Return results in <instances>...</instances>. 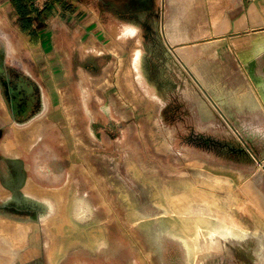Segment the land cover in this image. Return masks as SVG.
Returning <instances> with one entry per match:
<instances>
[{"label": "rangeland", "instance_id": "obj_1", "mask_svg": "<svg viewBox=\"0 0 264 264\" xmlns=\"http://www.w3.org/2000/svg\"><path fill=\"white\" fill-rule=\"evenodd\" d=\"M48 1L32 6L34 15L45 18L35 35L4 28V81L10 88L20 77L32 81L35 101L43 91L47 108L39 114L36 106L28 117L17 118L22 124L18 128L7 123V109L4 106L3 116L0 106V190L4 185V192L17 196L15 203L6 204L9 195L0 193V218L32 224L23 251L4 253L1 249L7 244L0 241L2 264L26 259L45 264L47 256L57 264L72 249L96 251L97 240L106 241L104 233L95 230L102 196H110L118 203L116 211L126 213L138 227L151 222L182 239L190 259L199 250L200 236L208 239L220 227L240 237L241 206L235 187L196 168L208 164V148L224 152L243 147L210 104L213 100L199 76L211 83L212 96L221 97L217 101L244 95L225 82L235 78L241 88L246 80L227 76L223 61L198 54V45L189 42L197 29L182 27L189 38L171 43L160 11H150L149 5L144 10L141 0H100L98 10L97 0H79L81 8L78 0L46 6ZM12 15L19 26L18 14L11 13V21ZM126 23L139 26L138 33L126 26L122 37L117 35ZM46 130L52 136L30 151L17 143L33 139L37 132L35 142ZM8 139L21 150L18 157L4 154L1 145ZM6 174L14 180L11 186ZM30 178L40 186L60 189L64 204L26 192L23 186ZM12 207L38 212L21 218L16 217L21 211ZM198 212L201 216L193 215ZM224 215L233 216L232 221ZM246 226L255 248L257 239L264 237V224L249 214ZM13 229L0 222L5 234ZM34 239L40 241L35 252L30 249ZM195 260L198 264V257Z\"/></svg>", "mask_w": 264, "mask_h": 264}, {"label": "crops", "instance_id": "obj_2", "mask_svg": "<svg viewBox=\"0 0 264 264\" xmlns=\"http://www.w3.org/2000/svg\"><path fill=\"white\" fill-rule=\"evenodd\" d=\"M67 1L69 0H64L63 3L66 4ZM39 2L40 0H32V5L39 6ZM48 3L50 6V1ZM141 3L144 10L149 5L150 11H160V23L164 25L167 39L171 43L189 38L187 30L182 27L197 29L189 42L198 45V54L203 53L210 59L223 61L228 70L227 76L238 75L246 80L241 83V88L235 83V78L230 83L225 82L231 91L242 92L244 95L237 97L233 94L226 97L225 101H217L221 97L212 96L211 93L215 89L211 83L207 84L204 78L199 76L203 88L210 93L213 100L209 101L210 104L220 118L231 125L243 145L238 148H226L224 152L208 148V164L196 167L208 173L210 177L224 178L235 187L241 206L240 237L231 236L227 233V228L220 227L218 233L207 236L208 239H201L200 236L199 250L194 258L190 259L182 239L161 232L160 228L156 229L151 222L138 227L126 213L121 215V212L116 211L118 203L110 201V196H102L98 207L101 209L97 208L95 214L100 223L95 230L104 233L106 241L97 240L96 251L92 249L84 253L69 250L57 264H194L197 257L198 264H264V237L257 239L253 248L249 244L250 235L245 228L249 214L264 224V0H141ZM99 4L100 0H97V10ZM81 5L83 4L79 1L78 7ZM115 6V3L110 6L113 11ZM15 12L10 0H0V106L3 116L4 28L20 30L15 17L12 15V21L10 18L11 13ZM126 26L135 27V34L138 33L139 26L126 23L117 35L122 37V29ZM16 38L21 39L19 36ZM215 117L217 118L216 115ZM30 181L34 182L37 189L57 191V197L53 198L64 204L59 197L60 189L40 186L32 178L27 183ZM6 192L10 194L9 191ZM205 213L202 215L207 216ZM193 215L201 216V213ZM207 217L214 218L216 214L209 213ZM231 217L224 215L226 221H232ZM4 223L14 225V229L11 234L7 233L12 237L7 239V242H4L0 235V241L7 244V248L1 251H23L28 242L26 239L31 222L4 217ZM24 223H29L30 227L28 232L22 235L20 226ZM33 232L34 229L30 233L32 237ZM230 240L236 241L237 244L233 245ZM39 243L40 241L34 239L32 246L29 245L31 251L35 252L40 248ZM35 262L33 259L11 263L4 260V264H36ZM45 264H51L48 256Z\"/></svg>", "mask_w": 264, "mask_h": 264}, {"label": "flooded vegetation", "instance_id": "obj_3", "mask_svg": "<svg viewBox=\"0 0 264 264\" xmlns=\"http://www.w3.org/2000/svg\"><path fill=\"white\" fill-rule=\"evenodd\" d=\"M4 88H5L4 89V95H2L3 96V100H4L3 110H4V106H5V108L7 109L8 114H9V117H8V115H5L4 118H5V120H7V123H9V124L12 123L16 127L20 128V126L22 124L19 123L18 121H16V120H18L17 118L28 117V115L31 114L34 111L33 109L36 106H38V108L40 110L39 114H42V112L44 113L45 109L47 108V101L45 100V95H44L43 91H41L40 94H38V96L40 95V100H39V102H36L35 101L36 97L34 96V91H36L35 88H34V83L32 81L26 79V78L20 77L19 79H17L15 81L14 85L11 86V88H10V86L7 83V79L5 78ZM9 101H12V103L10 102L11 103V108H10V104L8 105ZM20 107L22 109H19ZM12 109L15 112L14 114H13ZM11 117H13L14 120H12ZM11 133H13V131ZM45 136H47V137L50 136L51 137L52 135H49L48 134V130H47V132L45 133L44 136L39 137L26 150L30 151L32 148H34L36 145H38L39 142L42 141V138H44ZM3 144L4 143H2L1 146H3ZM23 149H25V148H23ZM3 152H4L5 155L15 156V157H18L21 154V150H19L18 153H13V154H8L4 150H3ZM10 159L16 160L17 158H10ZM26 167H27V165H26ZM21 171L23 172V167L21 168ZM5 177H6L7 185L11 186V183L14 181L12 179L11 174H9V175L6 174ZM4 187H6V186L2 185L3 189H4ZM26 187H27V185H26ZM51 188H56V187H51ZM4 194L7 197L9 195V199H7L6 201H3L4 203L8 204V203H15L16 202V197L17 196H14V195H12V193L9 194L7 192H4L3 195ZM7 207H9V206H7ZM12 209H16L18 211H21L20 212L21 216L19 214L16 216V217H21V218H24L25 216H33V215H35L36 212H38L34 208H32V209H24V210L21 209L20 210V209H17L16 207H12ZM6 213H7V215H10V216L15 215L13 212H9V211L6 212Z\"/></svg>", "mask_w": 264, "mask_h": 264}, {"label": "trees", "instance_id": "obj_4", "mask_svg": "<svg viewBox=\"0 0 264 264\" xmlns=\"http://www.w3.org/2000/svg\"><path fill=\"white\" fill-rule=\"evenodd\" d=\"M52 5L61 3L64 0H49ZM16 13L20 18L19 28L21 31H28L35 35L37 30H41L44 26V19L41 17L42 13L33 14L35 9L32 7V0H10ZM49 4V3H48ZM46 6H49V5ZM51 6V5H50Z\"/></svg>", "mask_w": 264, "mask_h": 264}, {"label": "bare ground", "instance_id": "obj_5", "mask_svg": "<svg viewBox=\"0 0 264 264\" xmlns=\"http://www.w3.org/2000/svg\"><path fill=\"white\" fill-rule=\"evenodd\" d=\"M34 131H38V130L34 129ZM35 134L36 135H34L33 139L38 137L37 132H35ZM33 139H31V140L28 139V140H25V141L24 140H17L18 142L17 141L16 142L20 143V145L23 148L28 149L31 146V144L33 142ZM13 145H14L13 141L11 139H8L7 141L4 142V144L2 146V149L8 154L18 153L19 149H17ZM33 183L31 181L27 183L26 192L27 191L28 192H32V193L35 192L36 194L43 195V196H50L51 198L57 197V195H58L57 191H54V190H51V189H37L35 184H33ZM0 191H3V192H0L1 194L4 193V189L3 188ZM2 220H4V217L0 218V222L4 223ZM20 227L22 228V229L20 228L21 229V234L25 235L27 229L30 227V224L29 223H24L23 226H20ZM0 235H5L8 240H10L12 238V237L8 236L7 233L5 234L1 230H0Z\"/></svg>", "mask_w": 264, "mask_h": 264}]
</instances>
